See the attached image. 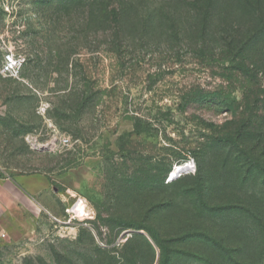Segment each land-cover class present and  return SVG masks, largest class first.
Instances as JSON below:
<instances>
[{
  "label": "rangeland",
  "instance_id": "obj_1",
  "mask_svg": "<svg viewBox=\"0 0 264 264\" xmlns=\"http://www.w3.org/2000/svg\"><path fill=\"white\" fill-rule=\"evenodd\" d=\"M244 2L216 11L217 25L264 18V0ZM42 19L32 0H0V67L6 46L27 58L20 78L0 72V174L47 176V199L36 197L52 211L19 214L0 264H264V241L237 226L247 200L264 212L259 173L209 147L264 116V41L244 54V75L219 43L166 40L163 23L119 50ZM246 150L264 161L254 140ZM188 159L196 171L168 181Z\"/></svg>",
  "mask_w": 264,
  "mask_h": 264
},
{
  "label": "trees",
  "instance_id": "obj_2",
  "mask_svg": "<svg viewBox=\"0 0 264 264\" xmlns=\"http://www.w3.org/2000/svg\"><path fill=\"white\" fill-rule=\"evenodd\" d=\"M32 1L39 10L41 18H43V25L50 26L52 31L67 24L68 32L76 36L80 33L87 35L101 33L111 37L112 45L119 50L128 48L131 44H135V41L141 40L144 43L147 35L152 30L154 31V28L158 29L157 26L163 23L166 40L171 41L186 37L188 40L191 38L190 41L197 43V45L219 43L222 50L221 58L224 61L230 60L232 62L237 59L239 63H236V68L244 75H248L246 63L248 57L244 54L258 43L264 41V18L258 19L254 26L243 31L239 30L240 26L231 27L225 24L224 21L222 24L219 23L217 25L216 11L221 10L226 15H229L233 12V5L242 10L246 7L244 0H238V2H236L237 0ZM222 2L224 6L220 5ZM186 20L187 22H185ZM233 29H235L234 33L231 32ZM214 55L215 53L211 54V56ZM262 92L264 100V90ZM79 98L80 105L77 111L88 103V96L83 93L79 95ZM257 98L260 99L262 97L258 96ZM211 99L215 102V99ZM206 100L204 101L206 102ZM60 110H58L59 112L57 111L58 114L61 113ZM251 130H253V133ZM250 140L255 141L256 145L261 148V154H263L264 116L257 114L249 125L242 121L233 132L220 136L217 140L218 142H214L209 147L214 146L218 151L219 147L222 149L223 155L220 154V156L223 162L233 161L234 159L235 162L240 161L248 164L249 161L251 164L249 170L258 171L259 183L262 186V191H264V161L255 160L252 157L253 149H250L252 153L246 150ZM201 158L205 160L203 152ZM198 161L199 172H201L202 162L199 157ZM169 171L170 169L167 170V174ZM260 177L262 178L260 179ZM178 179H181V177ZM262 201L264 203V198ZM246 204H248V207L245 206V215L248 216V223L243 225L238 223L237 226L248 228V235L259 236L262 242L264 241V212L259 213L256 210L258 206L249 200H247ZM156 242L160 244L159 240H156Z\"/></svg>",
  "mask_w": 264,
  "mask_h": 264
},
{
  "label": "crops",
  "instance_id": "obj_3",
  "mask_svg": "<svg viewBox=\"0 0 264 264\" xmlns=\"http://www.w3.org/2000/svg\"><path fill=\"white\" fill-rule=\"evenodd\" d=\"M21 181H16L12 176L0 174V235H20V213H34L41 211L37 206L52 214L51 209L42 203L36 196L47 199L50 179L44 175L19 176ZM19 226V227H18Z\"/></svg>",
  "mask_w": 264,
  "mask_h": 264
},
{
  "label": "built area",
  "instance_id": "obj_4",
  "mask_svg": "<svg viewBox=\"0 0 264 264\" xmlns=\"http://www.w3.org/2000/svg\"><path fill=\"white\" fill-rule=\"evenodd\" d=\"M27 61L26 56L21 53L17 52L13 49V47L6 46V52L4 55L3 63L0 67V72L6 76L20 78L21 69L25 65ZM47 106L44 104L40 107L39 112L42 115L46 114ZM61 144L64 146H68L70 144V138L63 137L61 138ZM196 171V163L193 159H188L185 162L176 165L171 173L168 176V181L172 182L177 180L178 178L182 177L191 172Z\"/></svg>",
  "mask_w": 264,
  "mask_h": 264
}]
</instances>
